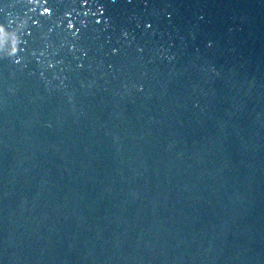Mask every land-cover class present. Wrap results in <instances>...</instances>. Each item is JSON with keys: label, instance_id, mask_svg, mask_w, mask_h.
I'll list each match as a JSON object with an SVG mask.
<instances>
[{"label": "water", "instance_id": "1", "mask_svg": "<svg viewBox=\"0 0 264 264\" xmlns=\"http://www.w3.org/2000/svg\"><path fill=\"white\" fill-rule=\"evenodd\" d=\"M0 24V264H264V0Z\"/></svg>", "mask_w": 264, "mask_h": 264}, {"label": "clouds", "instance_id": "2", "mask_svg": "<svg viewBox=\"0 0 264 264\" xmlns=\"http://www.w3.org/2000/svg\"><path fill=\"white\" fill-rule=\"evenodd\" d=\"M6 36V33H5V30H4V27L2 24H0V40H3Z\"/></svg>", "mask_w": 264, "mask_h": 264}]
</instances>
